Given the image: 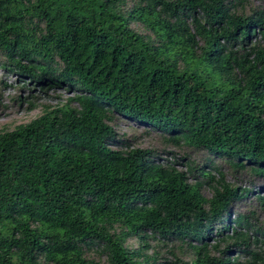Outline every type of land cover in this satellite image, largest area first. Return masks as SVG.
I'll use <instances>...</instances> for the list:
<instances>
[{"label":"trees","instance_id":"1","mask_svg":"<svg viewBox=\"0 0 264 264\" xmlns=\"http://www.w3.org/2000/svg\"><path fill=\"white\" fill-rule=\"evenodd\" d=\"M245 5L0 0L9 71L70 95L0 130V264H264V224L234 211L264 212V6Z\"/></svg>","mask_w":264,"mask_h":264},{"label":"rangeland","instance_id":"2","mask_svg":"<svg viewBox=\"0 0 264 264\" xmlns=\"http://www.w3.org/2000/svg\"><path fill=\"white\" fill-rule=\"evenodd\" d=\"M264 6V0H246L245 9L246 11H249L250 8H262ZM259 39V36H255L253 38L254 41H257ZM2 55L0 54V60ZM11 66L10 64L6 63V61H0V130H12L16 126L21 124H26L32 121L33 119L37 118L44 107H53L55 106L59 100L65 99V97L70 96L65 90L63 89H47V90H39L35 87H26L24 83H19L17 80V75L12 74L9 69ZM116 129L117 133L119 135H124L126 138L129 136H134V139L132 138V145L138 146V147H148V148H156V150L161 149L163 146H161V140L158 136H155L153 134L147 135V137H139V135L142 134V129H144L140 124L133 123L132 121H126L122 120L116 122ZM130 126H132L134 129H132ZM135 131V132H134ZM151 133V132H149ZM195 155H192L194 157ZM199 158V156H196V158ZM244 181L238 183V187L242 188H250V181H253V179H250V175L247 173L243 174ZM250 179V180H249ZM245 182V183H244ZM244 183V184H243ZM261 185V183L255 184L254 188L257 192L258 186ZM259 195H263L264 192L262 190H258ZM263 193V194H262ZM203 195L209 196V192L205 189H203ZM247 196V198L242 199L238 202V204L234 207L235 213L238 215H248L249 212L253 211V216L255 220H251V223L254 224H264V212H259L255 207H253L251 198L254 196ZM231 219H236L235 215L232 218V213L230 214ZM151 247L150 250H153L154 243L153 241L148 240L147 241ZM132 247H137L138 242L133 241L131 242ZM184 251H179L178 249H182ZM174 249V254L177 256H181L180 252H183L184 254L182 258L184 260L191 261L192 255L189 253V249L187 246H181L179 248ZM229 254L233 256H237V250L236 248H232Z\"/></svg>","mask_w":264,"mask_h":264}]
</instances>
